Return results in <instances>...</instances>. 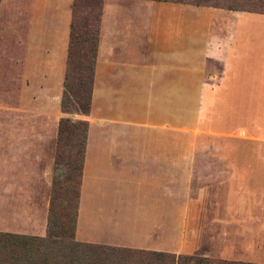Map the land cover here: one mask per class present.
Listing matches in <instances>:
<instances>
[{
    "label": "crops",
    "instance_id": "obj_1",
    "mask_svg": "<svg viewBox=\"0 0 264 264\" xmlns=\"http://www.w3.org/2000/svg\"><path fill=\"white\" fill-rule=\"evenodd\" d=\"M110 1L100 6L85 114L59 107L72 0H31L20 51L15 109L55 125L61 117L86 122L74 238L264 263V209L229 206L264 201V13L130 0L138 14L149 10L130 25ZM161 9L180 15L166 26V39L179 37L175 48L162 47L163 32L141 41L145 19L163 22ZM189 39L204 47L192 50ZM53 134L48 141L33 129L0 128V167L25 169L30 147L45 142L53 158ZM19 171L0 175V223L9 225L0 231H19L26 216L28 177ZM221 195L226 206L218 209ZM230 216L252 224H230Z\"/></svg>",
    "mask_w": 264,
    "mask_h": 264
},
{
    "label": "trees",
    "instance_id": "obj_2",
    "mask_svg": "<svg viewBox=\"0 0 264 264\" xmlns=\"http://www.w3.org/2000/svg\"><path fill=\"white\" fill-rule=\"evenodd\" d=\"M81 1L83 0H72L71 4L69 37L62 81L63 88L59 101L61 112L68 114L76 112L85 114L88 111L99 31L101 0H99L96 16L92 22L87 18L88 16H83L86 9L81 11L79 8H82V6L77 8ZM160 1L264 13V0ZM87 4L89 11L92 6L89 2ZM69 99L78 105L77 108H66ZM77 120L79 123L73 124V121L68 117L58 119L53 160V166H58L57 157L61 137L65 134L71 136L70 133L74 126H79L82 131V138L79 140V146L76 149H71L67 162L69 172L71 173L74 170L78 175L75 185L72 186L67 182L59 187L51 182L45 237L0 231V264H264L96 243L89 245V247L95 248L86 255L78 256L75 254L76 247L82 245L73 240V235L86 129V122L81 119ZM70 145L72 146V144ZM54 215H57V218Z\"/></svg>",
    "mask_w": 264,
    "mask_h": 264
},
{
    "label": "rangeland",
    "instance_id": "obj_3",
    "mask_svg": "<svg viewBox=\"0 0 264 264\" xmlns=\"http://www.w3.org/2000/svg\"><path fill=\"white\" fill-rule=\"evenodd\" d=\"M31 0H0V128H29L33 129L34 131H38L43 133V139H49L51 134L55 133L56 136V129L57 125L51 119L44 115H30L26 112H20L19 110L15 109L18 106V99H19V87H20V51L23 49L21 45H24L26 39V28H27V20L31 14ZM94 1V2H93ZM83 0L79 2L77 8L82 6L81 11L85 10L84 17L88 16L87 18L91 20V22L95 19L97 6L99 4V0ZM102 1H109V0H101ZM117 5V7L112 8L113 12H120V17L124 19V23L130 24L132 21L134 22L133 25L138 24L137 19V11L135 7H132L133 4H130V0H111ZM110 1V2H111ZM90 3V12L86 5ZM134 3V2H133ZM142 3V2H140ZM86 7V8H85ZM145 11V12H144ZM157 17L161 16V20L163 22L158 25V21H156L151 25L148 20L145 19V26L146 28H140L139 34L141 37V41L143 43L148 42L147 36L144 37V34L147 33L149 30L150 32H163L161 36H164L163 43H167L162 47L167 48H175L176 45L174 44L176 41H179V37L175 39L174 34H171L167 39L165 37V33L168 32L166 26L170 24V22L175 25L180 23V15L171 14L167 12L165 9H161L157 11ZM141 14H146L143 16ZM149 14V10H143L138 15L141 17H147ZM79 23V19H78ZM156 28V30H155ZM165 29V30H164ZM193 35V34H189ZM160 36V35H158ZM188 42H191V49L196 50L201 47H204L202 43L196 46V41L193 39H189ZM148 47V46H147ZM159 45L152 44L150 48H159ZM189 49V50H191ZM78 105L69 99L68 103L66 104V108H77ZM30 113V112H29ZM28 114V115H27ZM73 114V113H69ZM76 114H81L76 112ZM73 124H78V118H71ZM203 127L210 128L211 127V119L210 113L206 114V120L202 123ZM71 136L65 134L61 137L60 146H59V155L57 157V164L58 166H53V160L55 155V140L54 138V148H53V158H51V145H47V143H43V147L41 146H32L30 147L29 152V159L26 161V166L21 168V173L27 175L28 181L26 184L27 192H28V200H27V209H26V216L21 218V225H18L19 231H12V233L17 234H25V235H36L40 237H45L47 233L46 229V222H47V214H48V206H49V198H50V187L51 182L53 184L62 187L67 182L70 183L72 186L75 185V182L78 179L77 173L73 170L71 173L69 172L70 169L68 168V158L71 153V149H76L79 146V140L82 138V131L79 126H74L72 132L70 133ZM49 141V140H48ZM51 141V140H50ZM52 142V141H51ZM72 144V146L70 145ZM19 171V169H10L5 167H0V175L3 171L4 175H10V173H15ZM19 171V172H20ZM69 178V179H68ZM23 186V185H22ZM12 189L9 188L8 185H4V193H9ZM226 204V201L223 200V196H219V204H216L215 207L218 209H223ZM231 207L237 208H252L258 211L260 208L264 209V201L259 199H252L250 201H240L238 204L232 203ZM22 211L23 207H22ZM57 218V215H54ZM258 217V216H257ZM253 217V219L257 218ZM175 218V217H174ZM199 218V217H198ZM212 217H200L199 224L207 222ZM219 221L217 223L221 224L220 220H224L225 217L220 215L218 217ZM228 219L236 218L237 220H233L230 224H244V223H251L252 221H244L245 216L239 217H227ZM54 219V218H53ZM185 219H195V217H186ZM176 221L179 222L180 217H176ZM177 222V223H178ZM193 222L192 224H195ZM208 223V222H207ZM179 224V223H178ZM177 224V225H178ZM186 225V223L184 224ZM0 227H9V225H5L3 222L0 223ZM74 241L79 242L81 247H76L77 249L74 251L75 254L78 256H84L90 251H93L95 247H89L91 244L90 242H83L78 241L73 237ZM87 244V245H86ZM223 243H221L222 245ZM88 246V247H85ZM200 255V254H196ZM216 258H221L217 257ZM239 257V256H238ZM233 258V257H232ZM244 258V257H243ZM246 258V257H245ZM229 259V258H228Z\"/></svg>",
    "mask_w": 264,
    "mask_h": 264
}]
</instances>
